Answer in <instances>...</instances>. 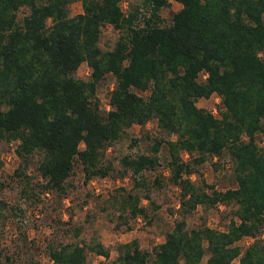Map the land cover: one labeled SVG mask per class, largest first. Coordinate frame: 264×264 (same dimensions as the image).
Returning <instances> with one entry per match:
<instances>
[{
    "label": "trees",
    "instance_id": "1",
    "mask_svg": "<svg viewBox=\"0 0 264 264\" xmlns=\"http://www.w3.org/2000/svg\"><path fill=\"white\" fill-rule=\"evenodd\" d=\"M75 1L81 11L71 15ZM121 1L0 0V142H14L19 159L9 176L17 201L0 200V220L12 215L21 222L41 191L65 194L75 165L84 182L108 176L106 148L131 125L154 120L166 137H153L147 154L119 159L117 174H128L132 186L117 187L109 202L123 224L147 218L141 199L150 202V187L160 181L144 175L160 165L164 145L169 180L179 189L176 219L149 251L134 239L117 244L109 264H200L204 254V264H264V143L257 142L264 134V0H174L180 7L169 22L159 12L170 0H136L125 12ZM104 25L119 34L103 50ZM81 63L86 78L75 76ZM108 74V108L100 109L95 87ZM212 94L220 101L217 116L196 105ZM34 154L41 184L25 172ZM223 155L234 187L190 180L207 157ZM217 203L236 206L225 230L186 227L197 206ZM245 237L251 242L239 246ZM46 252L47 264H87L86 252L109 254L99 241L50 245Z\"/></svg>",
    "mask_w": 264,
    "mask_h": 264
},
{
    "label": "rangeland",
    "instance_id": "2",
    "mask_svg": "<svg viewBox=\"0 0 264 264\" xmlns=\"http://www.w3.org/2000/svg\"><path fill=\"white\" fill-rule=\"evenodd\" d=\"M135 1L122 0L120 7L125 12L127 4ZM179 7V3L170 0L168 5L160 10L159 15L165 22H169L171 15ZM80 11L79 1L70 4L71 15ZM26 12V9H20L17 18L20 19ZM118 34V31L110 25H104L99 35V47L103 50L112 48ZM88 72L87 65L81 63L75 76L86 78ZM201 77L203 78L204 75ZM112 84L113 76L109 74L96 84L95 96L100 109L107 107L106 94ZM137 93L146 95L139 91ZM196 105L217 116L220 109L219 97L212 94L206 99L200 98L196 101ZM153 137H166L157 128L154 120L146 122L143 126L131 125L120 139L107 147L104 152L105 159L112 164L108 176L96 177L84 182L80 166L75 165L73 173L67 178L65 194L57 196L53 191H41L39 201L25 208L21 222L12 215L0 220V264H24L27 259L39 260L47 264L49 263L46 252L48 246L58 247L65 243L87 245L93 241H99L108 249L109 254L107 258H104L86 252L87 264H109L116 256L115 246L119 243L134 239L140 248L149 251L153 245L162 242L164 233L176 219L179 192L178 187L169 180L170 174L164 145L158 151L160 165L154 171H146L144 175L149 182L155 176L160 181L159 186L150 187L148 192L150 202L147 199H141V204L146 207L147 218L137 217L123 224L115 217V208L109 202L110 195L117 187L128 190L132 186L128 174L123 176L117 174L121 170L119 159L136 151L149 153ZM132 138L136 140L134 144L130 141ZM257 142L258 144L264 143V134L257 135ZM130 144L131 148H129ZM14 146V142H0V200L8 204H14L17 201L19 191L18 186L14 185L9 178L19 161L14 155ZM181 158L183 161L188 160L184 152ZM37 159L38 156L35 154L27 159L25 172L31 177L32 184L43 182L35 169ZM189 177L195 184L203 180L206 184L213 185L216 190L235 186L231 181L230 165L226 155L218 159L207 157L205 161L196 166V173H192ZM151 204L157 205L158 208L152 210ZM235 207L232 203H217L208 208L197 206L185 216L186 227L203 224L215 230H225ZM116 222L119 227L114 226ZM74 228H78L76 235ZM250 242L251 239L245 237L237 244L244 247ZM206 257L207 254H204L200 264L205 263Z\"/></svg>",
    "mask_w": 264,
    "mask_h": 264
},
{
    "label": "built area",
    "instance_id": "3",
    "mask_svg": "<svg viewBox=\"0 0 264 264\" xmlns=\"http://www.w3.org/2000/svg\"><path fill=\"white\" fill-rule=\"evenodd\" d=\"M108 108V105H107V107H106V109Z\"/></svg>",
    "mask_w": 264,
    "mask_h": 264
},
{
    "label": "crops",
    "instance_id": "4",
    "mask_svg": "<svg viewBox=\"0 0 264 264\" xmlns=\"http://www.w3.org/2000/svg\"><path fill=\"white\" fill-rule=\"evenodd\" d=\"M163 241V240H162Z\"/></svg>",
    "mask_w": 264,
    "mask_h": 264
}]
</instances>
